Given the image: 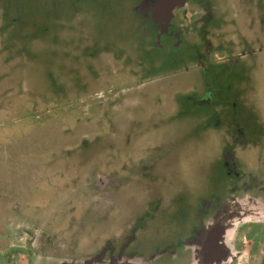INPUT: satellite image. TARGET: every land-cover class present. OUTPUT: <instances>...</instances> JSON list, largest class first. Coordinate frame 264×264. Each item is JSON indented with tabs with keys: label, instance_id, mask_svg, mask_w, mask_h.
Instances as JSON below:
<instances>
[{
	"label": "rangeland",
	"instance_id": "1",
	"mask_svg": "<svg viewBox=\"0 0 264 264\" xmlns=\"http://www.w3.org/2000/svg\"><path fill=\"white\" fill-rule=\"evenodd\" d=\"M148 1L0 0V264H82L133 230L128 255L183 264L167 251L229 193L215 116H234L235 90L261 132L244 172L264 177V14L198 0L214 15L173 47ZM215 53L234 58L229 96ZM260 227L228 228L189 263L264 264Z\"/></svg>",
	"mask_w": 264,
	"mask_h": 264
},
{
	"label": "flooded vegetation",
	"instance_id": "2",
	"mask_svg": "<svg viewBox=\"0 0 264 264\" xmlns=\"http://www.w3.org/2000/svg\"><path fill=\"white\" fill-rule=\"evenodd\" d=\"M239 1L245 6V10L248 13L257 14L259 12L260 14H264V0ZM198 2V0L148 1L149 8L147 12L151 14L154 24L159 29L158 40L162 36H168L172 46L175 47L177 41L181 40L182 36L184 38H191L198 29L202 30L205 20L210 19L215 12L213 7L206 6L205 8H201ZM235 2V0H227L226 6H234L233 3ZM184 8L185 10L189 9L192 11H187L179 15L178 12H183L182 9ZM186 20L189 21V24ZM185 21L187 23L186 25ZM228 26V24H225L224 28ZM202 32L205 34L204 31ZM223 51L226 53V56L231 54L227 47L223 48ZM213 56L217 64V70L214 69L213 73L220 78V84L226 89L225 91H227V95L229 96L232 94V83H229V76H231L233 71L234 58L230 55L226 62L224 56L220 55V57L218 53H215ZM221 73L222 75H220ZM233 95L229 103L230 109L233 111L232 115L234 116L226 123H224L220 115L215 116V122L217 121L218 125L221 123L223 128L217 129L216 127L220 137H223V158L226 166V175L230 181L229 193L224 196H214L212 200L206 202L205 208L196 216V220L201 224L195 227L197 229L194 235L190 238L186 237L178 243L183 246L178 253L173 248L167 251V255L174 258L179 257L183 264H190V260L194 257V249L197 247H214L215 245L218 250L221 236L229 230L228 228H237L235 231L251 225L264 228V177H257L258 174L254 171L244 172L246 163L242 160V157L251 145L257 146L258 135L261 132H255L253 123H250L248 127H244L241 124L236 116L239 114L247 116L250 110L243 106L241 107L238 101L241 95L240 91L235 90ZM238 109L239 112H237ZM257 136L258 138L256 139ZM155 159L156 161L158 160L156 157ZM155 159L151 161L144 160L142 163L143 166L141 167V174H146V171L150 170L151 167L153 168L155 164L153 161ZM134 234L135 231L133 230L125 238L119 235L115 239L111 238L109 241H105L101 249H98L90 257L81 260L82 264H140L141 261H147V264H155L158 258L157 255L149 258H142L133 254L128 255L127 252L133 249ZM245 238L246 236H243V239ZM236 239L238 240L236 241L238 245L240 238L236 237ZM117 243H121V246L120 244L117 245ZM236 244L229 246L235 249ZM216 254L212 259L219 261L218 258L221 256L218 252ZM60 261L56 264H74L78 262L72 258Z\"/></svg>",
	"mask_w": 264,
	"mask_h": 264
}]
</instances>
